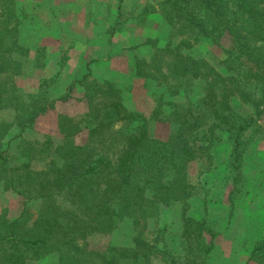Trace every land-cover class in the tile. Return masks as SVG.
<instances>
[{"label":"trees","instance_id":"obj_1","mask_svg":"<svg viewBox=\"0 0 264 264\" xmlns=\"http://www.w3.org/2000/svg\"><path fill=\"white\" fill-rule=\"evenodd\" d=\"M14 1L0 0V111L14 113L12 122H0V186L19 198L21 209L13 219L0 214V264H31L51 254L57 264H153L155 258L208 264L218 232L207 216L188 213L198 189L189 168L199 161L206 168L202 173L209 172L218 149L229 147L227 227L244 188L245 157L264 139V0H158L143 8V17L159 15L170 32L163 44L147 38L133 46L136 54L127 51L132 74L170 97L185 98L160 99L150 117L126 108L116 82L95 76L98 60L85 63L86 73L58 99L50 98V90L66 65L63 59L34 91L21 90L22 63L15 56L28 50L19 42ZM119 18L115 27L125 23ZM200 43L220 48L223 59L213 65L185 53ZM76 85L87 110L58 115L61 143L48 136L26 140L37 119L56 102L69 101ZM151 119L170 122L173 133L165 140L151 136ZM84 131L86 142L79 145L75 138ZM176 204H182L181 257L167 245L169 210ZM126 220L133 229L131 245L89 246L92 236L110 234ZM248 260L264 264V228Z\"/></svg>","mask_w":264,"mask_h":264},{"label":"rangeland","instance_id":"obj_2","mask_svg":"<svg viewBox=\"0 0 264 264\" xmlns=\"http://www.w3.org/2000/svg\"><path fill=\"white\" fill-rule=\"evenodd\" d=\"M157 2L158 0H123L122 3L120 0H15L14 8L20 23L19 42L28 50L24 57L15 56L22 63V74L17 78L19 88L27 92L34 91L38 81L53 72V63L63 59L66 66L57 84L50 90V98L58 99L66 93L74 79L86 73L85 63L91 60L101 61V57H107L110 65L104 69L99 63L93 67V73L99 78L112 80L121 87L123 103L130 111L150 117L160 99L185 102L183 96L170 97L154 83H146L132 74L133 64L129 61L127 51L143 44L147 38L158 39L160 44L168 38L170 28L159 15H141L146 5L152 7ZM118 15L119 21L125 23L115 27ZM112 29L114 32L110 33ZM142 34L145 36L139 38ZM185 53L195 58H205L213 65L223 59L222 50L207 43H200ZM38 63L41 65L38 66ZM45 65L49 68H44ZM82 92V88L76 85L69 101L56 102L55 109L40 116L33 129L28 130L23 137L28 141H35L48 136L54 144H60L62 136L57 128V117L60 114L74 116L86 112V105L80 100ZM196 96L197 89L191 98ZM13 119L12 110L0 111V122L10 123ZM174 129L170 122L149 121L150 135L158 139H167ZM15 133L16 130H13L10 136ZM86 137L84 131L76 136L75 142L83 145ZM228 151L229 147L224 143L218 149V157L209 172L202 173L206 168L199 161L190 165L189 177L198 189L189 201L188 213L196 218L207 216L218 232L215 239L216 250L208 264H255L248 257L264 228V139L256 140L245 157L244 188L234 218L226 227L224 221L228 188L224 184ZM37 206V202L31 205L32 209ZM20 209L19 198L0 186V214L5 213L8 218L13 219L18 216ZM181 212L182 204H176L169 210L171 227L167 245L171 254L176 257L183 255L180 245ZM152 230L153 224L150 222L145 236L149 237ZM132 233L131 221L126 220L110 234L92 236L89 246L92 249H101L109 243L128 246L131 245ZM31 264H57V256L51 254ZM153 264L169 263L155 258Z\"/></svg>","mask_w":264,"mask_h":264},{"label":"crops","instance_id":"obj_3","mask_svg":"<svg viewBox=\"0 0 264 264\" xmlns=\"http://www.w3.org/2000/svg\"><path fill=\"white\" fill-rule=\"evenodd\" d=\"M117 19V18H116ZM147 20V18L145 19V23H144V28H146V21ZM124 25V24H123ZM122 25V26H123ZM143 29V28H142ZM142 31V30H141ZM145 35H140V37L139 38H143ZM138 45H140V44H138ZM101 61H100V64H101V67H103L104 69H106L109 65H110V61L109 60H107V57H106V59L104 58V57H101V59H100ZM99 61V60H98ZM99 64V63H98ZM66 66V65H65ZM65 68V67H64ZM63 71V70H62Z\"/></svg>","mask_w":264,"mask_h":264}]
</instances>
